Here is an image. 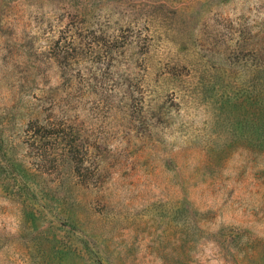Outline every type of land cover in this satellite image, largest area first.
Returning <instances> with one entry per match:
<instances>
[{
	"label": "rangeland",
	"instance_id": "rangeland-1",
	"mask_svg": "<svg viewBox=\"0 0 264 264\" xmlns=\"http://www.w3.org/2000/svg\"><path fill=\"white\" fill-rule=\"evenodd\" d=\"M0 264H264V0H0Z\"/></svg>",
	"mask_w": 264,
	"mask_h": 264
}]
</instances>
